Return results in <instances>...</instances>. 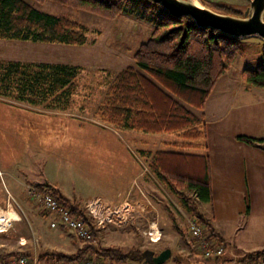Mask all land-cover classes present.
I'll list each match as a JSON object with an SVG mask.
<instances>
[{"label":"rangeland","instance_id":"1","mask_svg":"<svg viewBox=\"0 0 264 264\" xmlns=\"http://www.w3.org/2000/svg\"><path fill=\"white\" fill-rule=\"evenodd\" d=\"M27 1L82 24L87 41L80 45L0 39L2 61L64 63L79 70L75 93L61 106L50 100L40 104L18 101L13 91L2 96L0 75V201L11 191L13 207L10 215L0 213V222L15 218L16 210L21 218L12 220L9 228L0 226L6 229L0 231V254L18 250L21 234L29 240L26 246L38 239L34 246L40 254L54 243L66 252L80 245L72 231L60 233L49 227L40 203L27 192V181L49 183L69 195L83 192L82 200L88 201L97 194L98 183L125 182L143 167L142 162L147 165L152 191L146 194L152 208H147L146 198L143 202L129 200L139 205L137 214L124 226L95 230L98 246L114 245L128 252L140 249L139 259L126 258L129 264H151L152 255L166 247L172 255L161 264H218L195 254L185 238L189 220L198 214L192 210L200 208L210 216L215 232L239 250L236 254L263 250L264 151L235 135L264 137V87L246 84L241 78L244 68L260 61L264 38L255 34L238 37L244 46L204 107L184 103L202 118L206 129L207 147L193 151L208 153L213 166V203H202L193 191L175 192L151 171L148 161L153 153L171 146L166 148L158 137L151 138L152 133L115 127L97 113L116 74L128 65L140 70L134 53L154 28L150 12L140 8L144 0H136L139 7L133 6L113 19L53 0ZM147 6L153 11L152 4ZM228 76L231 81L225 84ZM162 137L175 140L179 135L165 133ZM146 178L140 177L139 182L145 183ZM151 225L160 234L156 241L149 235ZM166 233L172 237L169 245L165 244Z\"/></svg>","mask_w":264,"mask_h":264},{"label":"trees","instance_id":"2","mask_svg":"<svg viewBox=\"0 0 264 264\" xmlns=\"http://www.w3.org/2000/svg\"><path fill=\"white\" fill-rule=\"evenodd\" d=\"M44 2L45 0H35ZM74 9H83L113 19L137 6L136 0H53ZM142 11L150 12L154 28L139 44L134 59L136 69L128 65L120 70L109 88L97 113L102 121L118 128L149 133H177L171 149H158L152 155L150 168L157 177L175 192L182 189L196 193L203 202H212L211 165L208 153H196L207 147L206 129L201 117L182 102L202 109L219 78L230 69L244 44L238 37L219 30L198 26L188 15L173 16L159 3L144 0ZM153 5V11L148 8ZM228 12L240 13L238 8L225 7ZM0 39H20L64 44H84L86 29L64 15H56L35 7L27 0H0ZM257 64L241 72L249 85L264 87V44ZM78 67L64 63L0 60L1 95L15 92L16 100L31 104L50 100L61 106L75 93ZM13 91V92H12ZM182 101V102H181ZM235 138L264 149V137L237 134ZM57 195L74 211L78 203L70 202L49 183H34ZM82 213V212H81ZM197 218L214 230L202 215ZM86 253L104 256L121 263L127 257L139 259L141 252H129L114 245L98 246L96 240L82 241L76 252H41V257L78 259ZM256 257L263 250L248 252Z\"/></svg>","mask_w":264,"mask_h":264},{"label":"built area","instance_id":"3","mask_svg":"<svg viewBox=\"0 0 264 264\" xmlns=\"http://www.w3.org/2000/svg\"><path fill=\"white\" fill-rule=\"evenodd\" d=\"M28 194L37 199L41 205L43 215H46L48 225L51 228H64L72 231L80 241L95 240V230L101 231L110 226H124L133 218L139 209L137 203H131L127 198L114 205H104L102 198L74 211L71 206L66 205L60 198L50 191H43L32 184H27ZM196 195V193H195ZM197 196V195H196ZM11 193L7 192V205L10 204ZM82 212V213H81ZM134 215V216H133ZM11 223V221H10ZM10 226V224H9ZM8 226V228H9ZM154 226L149 231L150 238L156 241L160 234L155 236ZM6 230V229H4ZM1 230L0 231H4ZM187 243L192 247L195 254L205 259H222L228 252L229 246L224 239L212 230L208 224L197 217L190 219L185 231ZM21 246L29 242L24 235L19 236ZM34 244V242H33ZM233 264H264V254L256 257L231 253ZM0 264H117L104 256L86 253L78 259H55L41 257L36 250L21 248L15 252L0 254ZM118 264H129L123 261Z\"/></svg>","mask_w":264,"mask_h":264},{"label":"water","instance_id":"4","mask_svg":"<svg viewBox=\"0 0 264 264\" xmlns=\"http://www.w3.org/2000/svg\"><path fill=\"white\" fill-rule=\"evenodd\" d=\"M164 6L173 16H190L198 26L244 37L258 35L264 38V0H152ZM216 6L219 7H215ZM238 8L240 13L220 7ZM171 255L166 247L153 254L148 263L161 264Z\"/></svg>","mask_w":264,"mask_h":264},{"label":"crops","instance_id":"5","mask_svg":"<svg viewBox=\"0 0 264 264\" xmlns=\"http://www.w3.org/2000/svg\"><path fill=\"white\" fill-rule=\"evenodd\" d=\"M229 81H231L230 76H228V78H226L225 84L227 82H229ZM215 87H216V84H215L213 90L215 89ZM182 103L184 104V102H182ZM184 105H186V104H184ZM128 130H130V129H128ZM164 134L165 133H152L151 134L152 135L151 138L158 137L160 139V141L163 143V145L166 146V148H170L169 147V146H171L170 143H172L174 140L171 139V138L162 137V135H164ZM253 146H258V145H253ZM258 147H260V146H258ZM260 148H262V147H260ZM141 149H143V148H141ZM263 151H264V149H263ZM196 153H199V152H196ZM142 163H143V167L141 169L137 168V170L125 182H117V181L116 182H113V181L110 182V181L106 180V181H102L101 183H98V187H96L97 194L90 196L88 201H83L82 200V193L83 192L81 194H77V193L75 194L74 193L72 195H69V194H66L64 191H62V189L60 187H57L55 185H53V186L56 187L59 190V192L64 197H66L70 202L78 203L80 205V208H82L83 214L85 212V209L81 206V204H84L83 206H86V205L90 204L91 202H93L95 200H98L99 198H102V200H103L102 202H103L104 205H114V204L118 203L120 200L125 199V198H127L128 200H131V201H133V200H141V202H143L142 199L146 198L147 201L149 202V204H146V206L149 209V208H152L153 204L150 202V199L148 198L147 194H149L150 191H152V190H150L149 185H148L149 184V181H148L149 180V176H147L148 175L147 174L148 173L147 172V165H145V162H142ZM149 164H150V161H148V165ZM210 165H211L212 190H213V195H214V172H213V166H212L211 159H210ZM151 171H152V169H151ZM153 173L155 174V172H153ZM142 176H146L147 177L144 180L145 183H143V184H141V182H139V179ZM27 182H28L27 184L34 185V182H31V181H27ZM9 192L12 195V192L11 191H9ZM190 194H192V193L190 192ZM86 196H88V195L86 194ZM11 202L12 201L10 199V204L7 205V195H6V200L5 201H0V213L3 212L2 214H6L7 212H9V215H10L11 208H13L12 205H11ZM202 203H203V201H202ZM208 203H213V200H212V202H208ZM4 204L6 205V207H3ZM194 212H197L198 214H202L211 223V225L214 228V230L216 229L214 227L213 221L211 220L210 216L207 215V213H205L204 211L200 210V208L199 209L198 208L197 209L194 208L192 210V213H194ZM18 215H19V212L16 210L15 211V218L12 216V220L21 219L20 217H18ZM213 216L215 217V214ZM176 226H178V225H176ZM51 229L52 230H54V229L58 230L60 233L65 232V230H66L64 228H51ZM154 233H158V230L156 229ZM218 234L222 237V235L219 232H218ZM21 235H23V234H21ZM24 236L26 237V235H24ZM60 236L61 235L59 234L57 238H59ZM164 238H165V244L166 245L171 244V240L170 239L172 237L168 236L167 233H166V237H164ZM26 239H27V237H26ZM37 240L38 239H35L34 244L32 243V245L30 244L28 246H20L18 248V250H20L21 248H24V249H27V250H36V251L39 252V248H37V246L36 247L34 246V245H36V241ZM77 240L80 242V245L74 251H67V252L63 251L59 247H57V245L54 243L53 245L50 246L49 249L43 250V252H45V251H55V252L56 251H63V252H66V253L76 252L77 249H79L80 246L82 245V241H80L78 238H77ZM27 241H29V240L27 239ZM228 246H229V252L222 259L216 260L215 263H218V264H233L231 253L232 254L233 253L236 254V253H238L237 251H239V250L237 248L233 247V245H231V244H229ZM18 250H16V251H18ZM11 252H15V251H11ZM171 255H172V252H171Z\"/></svg>","mask_w":264,"mask_h":264},{"label":"bare ground","instance_id":"6","mask_svg":"<svg viewBox=\"0 0 264 264\" xmlns=\"http://www.w3.org/2000/svg\"><path fill=\"white\" fill-rule=\"evenodd\" d=\"M2 214V213H1ZM0 214V215H1ZM3 224L0 222V226H2L3 228H5V227H8L9 226V224H10V221H12V219L11 218H9V217H7V218H4L3 220ZM158 233H155V236L157 235Z\"/></svg>","mask_w":264,"mask_h":264},{"label":"flooded vegetation","instance_id":"7","mask_svg":"<svg viewBox=\"0 0 264 264\" xmlns=\"http://www.w3.org/2000/svg\"><path fill=\"white\" fill-rule=\"evenodd\" d=\"M214 6H215V7H219V6H216L215 4H214ZM220 8H223V9H224L225 7H220Z\"/></svg>","mask_w":264,"mask_h":264}]
</instances>
